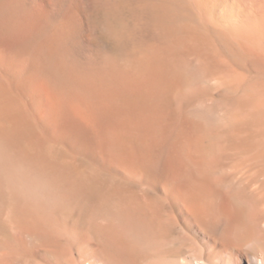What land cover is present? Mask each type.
<instances>
[{
	"label": "bare ground",
	"instance_id": "bare-ground-1",
	"mask_svg": "<svg viewBox=\"0 0 264 264\" xmlns=\"http://www.w3.org/2000/svg\"><path fill=\"white\" fill-rule=\"evenodd\" d=\"M0 264H264V0H0Z\"/></svg>",
	"mask_w": 264,
	"mask_h": 264
}]
</instances>
